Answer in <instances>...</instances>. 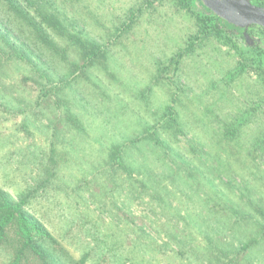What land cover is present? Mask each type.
<instances>
[{
    "label": "trees",
    "instance_id": "trees-1",
    "mask_svg": "<svg viewBox=\"0 0 264 264\" xmlns=\"http://www.w3.org/2000/svg\"><path fill=\"white\" fill-rule=\"evenodd\" d=\"M58 1L62 3L61 0H0V113L7 104L19 107L24 103L35 112L28 114L21 129L28 131L27 125L31 123L28 118L34 115L47 123L48 130L52 129L48 132L52 139L45 156L47 161L38 162L41 173L32 184L16 198L0 188L3 264H86L90 260L89 252L78 261L71 259L62 242L29 210L40 192L42 195L50 190L61 191V184H80L75 178L66 182L61 174V167L76 151L75 138L84 134L87 126L85 115L77 112L70 96V87L87 81L96 68H105L109 57L107 44L90 39L78 25L74 27L65 11L55 6ZM191 1L179 3L186 5ZM197 1L205 13L195 17L197 35L191 39L200 41L214 37L223 45L231 43L240 60L229 74V80L254 71L264 87V46L257 41L246 42L243 29L228 24ZM250 1L264 7V0ZM253 28L264 36V28L256 25L250 26L247 33ZM232 36L241 39L243 46L232 43ZM194 43L189 40L187 47L176 53L173 57L176 64L185 54H190ZM8 87L12 90L8 91ZM185 109L188 110L187 105L173 98L170 105L159 108L150 122H138L141 126L138 133L97 143L85 160L88 163L86 174L90 175L86 184L92 203L102 204L96 210L115 217L117 220L111 221L116 225L125 219L128 223H123V227L131 224L128 218L132 213L127 209L135 203L143 206L147 212L141 216L139 225H133L136 238L131 247L145 255H148L149 245L154 244V238L146 231L150 222L148 216L158 214V223L159 218H164L161 232H166L176 250L165 264H176V261L183 264L190 258L193 259L187 264H264V197L250 201L249 196L242 195L235 203L218 199L206 210L208 214L204 218L189 205L194 199L193 193L190 196L191 190L197 193L198 187L209 183L202 174L206 169L209 174L214 173L216 156L225 154L223 165L218 162L214 174L219 187L242 182L236 175L224 174L232 163L241 165L242 169L250 163V170H256L257 159L264 157V135L248 139L242 129L245 123L234 119L220 127L224 131L218 137L216 154L203 158L192 141H188V149L174 150L177 137L187 136L183 133L190 123L185 118ZM112 126L118 128V123ZM86 134L88 136L87 131ZM121 193L123 198L119 197ZM218 194L214 191L208 198H219ZM105 196L110 198V204H103ZM118 197L121 206L116 204ZM244 197L247 202L242 201ZM172 199L180 201L181 206L172 204ZM221 210L230 212H225L229 215L225 222L220 221L223 220ZM195 224L199 230H195ZM202 224L206 232L213 230V233L202 234ZM179 235H183L182 238ZM102 244L98 245L100 254L106 252Z\"/></svg>",
    "mask_w": 264,
    "mask_h": 264
},
{
    "label": "rangeland",
    "instance_id": "rangeland-1",
    "mask_svg": "<svg viewBox=\"0 0 264 264\" xmlns=\"http://www.w3.org/2000/svg\"><path fill=\"white\" fill-rule=\"evenodd\" d=\"M61 1L55 2V6L65 11L74 27H81L90 39L107 44L109 57L105 68H96L87 81L70 87L77 112L85 115L87 120L88 128L84 129L89 137L85 131L75 138L76 151L61 167V174L66 182L75 178L80 184H61V191L50 190L42 195L40 192L29 210L62 242L68 256L75 261L89 252L90 260L86 264H165L176 251L166 232H161L165 219L159 218L158 223V214L148 216L150 222L146 231L154 238V244L149 245L148 255L135 251L131 247L136 238L133 225L140 224V218L147 210L138 203L131 205V209H127L132 213L128 218L131 224L126 227H123L127 222L125 219L116 225L111 221L115 217L96 210L102 204L92 203L87 190L86 183L90 181V175L86 174L87 156L99 142L138 133L141 129L138 122H150L159 108L170 105L173 98L188 106L185 118L190 123L183 133L187 136H178L174 141V150L188 149V141H192L203 158L216 154L218 137L224 131L220 127L234 119L237 123H245L242 129L248 139L264 135L263 82L254 71L229 80V74L240 60L231 43L223 45L214 37L200 41L191 39L197 35L195 17L205 13L197 0L186 5L180 4L181 0ZM249 34V44L257 41L264 46V36L257 29H251ZM189 40L195 41L192 51L176 64L173 57L187 47ZM231 41L243 46L237 36H232ZM19 105L11 107L7 104L0 113V188L15 198L41 173L38 162L46 163L45 156L52 139L49 135L52 129L48 130L47 123L39 116H29L28 131L20 128L28 114L35 110L24 103ZM114 122L118 123V128H113ZM224 158L225 154L216 156L212 167L214 173L209 174L206 169L202 174L209 183L205 187L197 186V193L190 192L194 199L189 205L201 218L218 199H230L235 203L242 195L249 196L250 201L264 197V157L257 159L256 170H250V163L244 169L232 163L224 174L236 175L242 182L219 187L214 174L218 162L223 165ZM63 181L60 183L64 184ZM94 187L95 183L91 184V188ZM214 191L219 193V198H208ZM119 197L123 198V194ZM119 197L116 204L121 206ZM245 197L242 201L247 202ZM207 199L208 202H204ZM102 202L110 204L111 200L105 196ZM172 204L181 206L177 199H172ZM225 212L230 213L221 210L223 220L220 221L228 220L229 215ZM195 230H199L196 224ZM200 231L202 234L213 233V230L206 232L204 225ZM179 236L182 238L183 235ZM102 242L106 252L100 254L98 245ZM4 260L5 257L0 255V264ZM188 261L184 260L183 264Z\"/></svg>",
    "mask_w": 264,
    "mask_h": 264
},
{
    "label": "water",
    "instance_id": "water-1",
    "mask_svg": "<svg viewBox=\"0 0 264 264\" xmlns=\"http://www.w3.org/2000/svg\"><path fill=\"white\" fill-rule=\"evenodd\" d=\"M217 17L228 24L243 29V36L249 41L247 29L256 25L264 28V7L250 0H200Z\"/></svg>",
    "mask_w": 264,
    "mask_h": 264
}]
</instances>
